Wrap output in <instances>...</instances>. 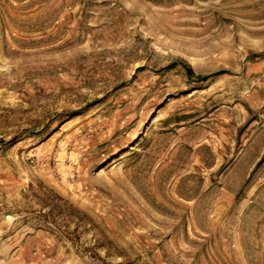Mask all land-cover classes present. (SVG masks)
<instances>
[{
	"label": "rangeland",
	"instance_id": "obj_1",
	"mask_svg": "<svg viewBox=\"0 0 264 264\" xmlns=\"http://www.w3.org/2000/svg\"><path fill=\"white\" fill-rule=\"evenodd\" d=\"M0 264H264V0H0Z\"/></svg>",
	"mask_w": 264,
	"mask_h": 264
},
{
	"label": "trees",
	"instance_id": "obj_2",
	"mask_svg": "<svg viewBox=\"0 0 264 264\" xmlns=\"http://www.w3.org/2000/svg\"><path fill=\"white\" fill-rule=\"evenodd\" d=\"M185 71H186L188 76L192 75L190 68H185ZM207 77L208 76H196L195 79H196V81H205L207 79Z\"/></svg>",
	"mask_w": 264,
	"mask_h": 264
}]
</instances>
